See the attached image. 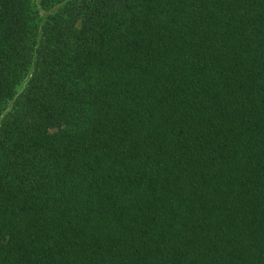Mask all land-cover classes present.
I'll list each match as a JSON object with an SVG mask.
<instances>
[{"label": "trees", "instance_id": "trees-1", "mask_svg": "<svg viewBox=\"0 0 264 264\" xmlns=\"http://www.w3.org/2000/svg\"><path fill=\"white\" fill-rule=\"evenodd\" d=\"M56 1L0 0V264H264V0Z\"/></svg>", "mask_w": 264, "mask_h": 264}, {"label": "rangeland", "instance_id": "rangeland-1", "mask_svg": "<svg viewBox=\"0 0 264 264\" xmlns=\"http://www.w3.org/2000/svg\"><path fill=\"white\" fill-rule=\"evenodd\" d=\"M30 7H31V14L34 17V22L36 23L37 28H41L44 21L47 19V17L56 9V4L58 3L56 0H29ZM32 68L29 71L28 75L21 81V83L17 86L16 89V95L15 97L20 94L25 87L27 86L31 75H32ZM14 104V99L9 100L6 103L5 108L0 113V123L3 118V116L12 110ZM56 129H52L54 131Z\"/></svg>", "mask_w": 264, "mask_h": 264}]
</instances>
